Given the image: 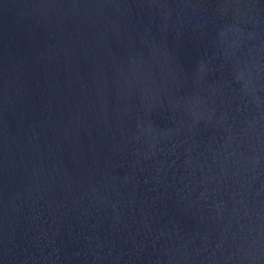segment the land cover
<instances>
[{"label": "water", "instance_id": "95a60500", "mask_svg": "<svg viewBox=\"0 0 264 264\" xmlns=\"http://www.w3.org/2000/svg\"><path fill=\"white\" fill-rule=\"evenodd\" d=\"M0 264H264V0H0Z\"/></svg>", "mask_w": 264, "mask_h": 264}]
</instances>
